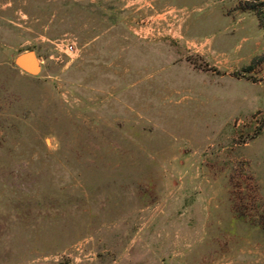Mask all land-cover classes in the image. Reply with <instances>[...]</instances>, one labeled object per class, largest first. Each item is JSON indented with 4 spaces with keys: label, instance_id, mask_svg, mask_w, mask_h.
<instances>
[{
    "label": "rangeland",
    "instance_id": "1",
    "mask_svg": "<svg viewBox=\"0 0 264 264\" xmlns=\"http://www.w3.org/2000/svg\"><path fill=\"white\" fill-rule=\"evenodd\" d=\"M246 1L0 0V264H264Z\"/></svg>",
    "mask_w": 264,
    "mask_h": 264
},
{
    "label": "water",
    "instance_id": "2",
    "mask_svg": "<svg viewBox=\"0 0 264 264\" xmlns=\"http://www.w3.org/2000/svg\"><path fill=\"white\" fill-rule=\"evenodd\" d=\"M13 65L32 76H36L41 70L39 58L34 50H26L17 54L13 59Z\"/></svg>",
    "mask_w": 264,
    "mask_h": 264
},
{
    "label": "trees",
    "instance_id": "3",
    "mask_svg": "<svg viewBox=\"0 0 264 264\" xmlns=\"http://www.w3.org/2000/svg\"><path fill=\"white\" fill-rule=\"evenodd\" d=\"M244 7L249 9L255 14V17L259 23V26L261 27L264 33V0H252L251 2L246 1L244 3ZM24 50H30V49L28 48ZM24 50H21V51H24Z\"/></svg>",
    "mask_w": 264,
    "mask_h": 264
},
{
    "label": "built area",
    "instance_id": "4",
    "mask_svg": "<svg viewBox=\"0 0 264 264\" xmlns=\"http://www.w3.org/2000/svg\"><path fill=\"white\" fill-rule=\"evenodd\" d=\"M65 50L67 53L72 54L76 51L75 46L73 43H66L65 44Z\"/></svg>",
    "mask_w": 264,
    "mask_h": 264
}]
</instances>
